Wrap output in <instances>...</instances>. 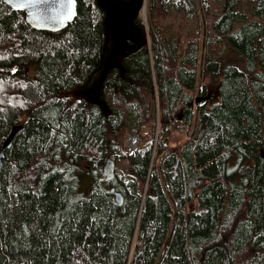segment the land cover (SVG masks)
Returning <instances> with one entry per match:
<instances>
[{
    "label": "trees",
    "instance_id": "1",
    "mask_svg": "<svg viewBox=\"0 0 264 264\" xmlns=\"http://www.w3.org/2000/svg\"><path fill=\"white\" fill-rule=\"evenodd\" d=\"M76 2L50 33L0 0V148L22 126L0 168V264H264V0H151L200 17L194 40L147 37L138 15L139 45L109 68L117 12ZM198 79L220 81L219 102L190 106ZM130 127L143 136L128 152ZM107 158L126 180L104 179Z\"/></svg>",
    "mask_w": 264,
    "mask_h": 264
},
{
    "label": "water",
    "instance_id": "2",
    "mask_svg": "<svg viewBox=\"0 0 264 264\" xmlns=\"http://www.w3.org/2000/svg\"><path fill=\"white\" fill-rule=\"evenodd\" d=\"M5 5L16 12L24 15L26 24L36 30L56 33L64 30L69 24L73 23L77 15L76 0H1ZM106 7L114 8L117 12L119 22L113 23L111 27L112 47L110 49L109 58L107 59L108 68L114 62L115 54H124L135 50L140 42V31L134 21L140 14L143 0H130L127 5H122L119 0H97ZM123 27L129 33L127 37H123ZM207 97H197L190 104L198 106ZM22 126L12 127L8 137L2 143L0 148V168L4 154L9 150L21 131ZM116 162L107 158L102 166V175L106 181H112L115 177ZM114 196V200L118 207L123 205V197L121 193L110 190Z\"/></svg>",
    "mask_w": 264,
    "mask_h": 264
},
{
    "label": "rangeland",
    "instance_id": "3",
    "mask_svg": "<svg viewBox=\"0 0 264 264\" xmlns=\"http://www.w3.org/2000/svg\"><path fill=\"white\" fill-rule=\"evenodd\" d=\"M199 0H195V4L197 5ZM248 2V1H247ZM125 6V5H124ZM215 6V5H212ZM143 7V11L140 12V23L143 26V28L145 29V33L146 36L149 37L151 36L150 34L154 33V26L157 29L161 30L162 32L165 31V33L167 34H172V35H179V49H182V52L185 51V49L188 46L189 41L194 40L193 36L190 34L191 30L194 29L196 23H200L201 19L198 16H194L193 20L195 22V24L192 21H187L184 20L181 17L177 16V13H174L172 9H168L166 14L163 16H157L153 14V9L151 7V0H143V4L141 6V8ZM152 9V11H151ZM177 10V9H176ZM211 20V19H209ZM192 22V23H191ZM207 25L210 23V21H206ZM203 30H207V28L205 26H203ZM157 32H159L157 30ZM208 36H212L211 34H209ZM156 37V35H155ZM151 38V37H150ZM201 38V37H199ZM202 39V38H201ZM157 42H159V40L156 38ZM160 49V42L157 45ZM178 49V50H179ZM152 57V54H150V58ZM164 57L161 55V60H162V66H165V62H164ZM232 63V62H230ZM228 63V66H231V64ZM156 79V77L154 78ZM205 86L207 88L208 94L211 93L213 96H215V98H211V99H207L206 102H208V106H211L212 104H215L217 102H219L220 99V94H219V86H220V81L218 82H213L212 80H207L205 83ZM204 84L202 82H200V80L198 79L197 81V91L199 90L200 87L204 86ZM218 91V94H216ZM201 95H197L195 98L200 97ZM194 98V99H195ZM151 101H152V107L150 109V111L152 112V124L155 125V135L153 138V143L155 144L158 140V127L160 125L161 122V118H162V107L159 106V93H158V89L156 88V82L154 81L153 83V93L151 95ZM203 104V103H202ZM132 110H129V112H131ZM165 112H168L167 106H165ZM176 117H173L172 119H169L170 122V128H173L175 124H177L179 121V119H175ZM131 130H129L124 138V146L125 149L129 152L132 151L134 149H137L141 146V140H140V136L143 135H135L136 132H134V127H130ZM149 130V128L147 129ZM173 130V129H172ZM141 133H143L145 131V128L141 129ZM173 134L176 135L177 134V130H173ZM131 132V133H130ZM177 141V137H174V139L171 141L170 146H173L175 150H180V148L182 147V142L179 144L176 142ZM116 162V161H115ZM126 172V165L123 162H116V166H115V175H117L118 177H123L124 173ZM123 179H127L126 177H123Z\"/></svg>",
    "mask_w": 264,
    "mask_h": 264
},
{
    "label": "flooded vegetation",
    "instance_id": "4",
    "mask_svg": "<svg viewBox=\"0 0 264 264\" xmlns=\"http://www.w3.org/2000/svg\"><path fill=\"white\" fill-rule=\"evenodd\" d=\"M116 23V22H115ZM124 30V29H123ZM128 32L126 31V29L123 31V37L125 38V37H127L128 36ZM219 91V90H218ZM218 91H217V93L216 94H218ZM204 97H207V98H209V99H211V98H215V96H213L211 93H209L208 94V91H207V94L205 93L204 95H203ZM207 101V100H206Z\"/></svg>",
    "mask_w": 264,
    "mask_h": 264
},
{
    "label": "built area",
    "instance_id": "5",
    "mask_svg": "<svg viewBox=\"0 0 264 264\" xmlns=\"http://www.w3.org/2000/svg\"><path fill=\"white\" fill-rule=\"evenodd\" d=\"M142 11H143V7H142ZM142 11H141V12H142ZM140 15H141V13H140ZM134 245H135V242L132 243L131 250H130V252H129V258L132 256V251H133V247H134Z\"/></svg>",
    "mask_w": 264,
    "mask_h": 264
}]
</instances>
